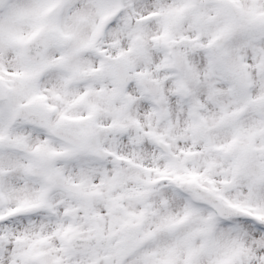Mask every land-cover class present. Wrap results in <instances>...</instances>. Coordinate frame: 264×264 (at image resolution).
<instances>
[{
	"label": "snow or ice",
	"instance_id": "obj_1",
	"mask_svg": "<svg viewBox=\"0 0 264 264\" xmlns=\"http://www.w3.org/2000/svg\"><path fill=\"white\" fill-rule=\"evenodd\" d=\"M0 264H264V0H0Z\"/></svg>",
	"mask_w": 264,
	"mask_h": 264
}]
</instances>
